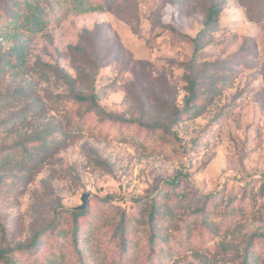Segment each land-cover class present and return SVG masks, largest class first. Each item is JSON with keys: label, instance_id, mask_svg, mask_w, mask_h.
Returning <instances> with one entry per match:
<instances>
[{"label": "rangeland", "instance_id": "rangeland-1", "mask_svg": "<svg viewBox=\"0 0 264 264\" xmlns=\"http://www.w3.org/2000/svg\"><path fill=\"white\" fill-rule=\"evenodd\" d=\"M17 1L0 0V264H264V0H40L34 32Z\"/></svg>", "mask_w": 264, "mask_h": 264}, {"label": "trees", "instance_id": "trees-1", "mask_svg": "<svg viewBox=\"0 0 264 264\" xmlns=\"http://www.w3.org/2000/svg\"><path fill=\"white\" fill-rule=\"evenodd\" d=\"M40 0H18L16 5V11L12 17V21H15L14 23L17 24L20 22V24H23L27 27V30H31L32 32L38 31L42 29L43 25L46 23V19H44V9L41 6ZM78 4H81L82 10L86 11H96L101 10L103 8L102 5H85V0H78ZM223 1H212L205 12V19L203 22L202 29L198 32L197 36L194 38L195 47L196 49L199 48L201 45L203 39L207 36L209 31H211L214 26H216L220 20V14L223 10ZM61 74V79L68 85V87L72 90H75L77 81L74 77L66 73L63 69H58ZM192 87L193 80L190 79ZM192 94L195 95V92L192 89ZM193 95V96H194ZM74 98L79 102H89L94 106H99L98 101L96 99V95L94 93L88 95L84 94L82 92H76L74 94ZM109 117L113 120H119V121H130L122 117H116L115 115L109 113ZM131 122V121H130ZM85 209V208H84ZM84 209H74L73 214L75 215V219L78 218V216L85 213ZM11 264H14L12 261Z\"/></svg>", "mask_w": 264, "mask_h": 264}, {"label": "water", "instance_id": "water-1", "mask_svg": "<svg viewBox=\"0 0 264 264\" xmlns=\"http://www.w3.org/2000/svg\"><path fill=\"white\" fill-rule=\"evenodd\" d=\"M89 196V194L88 193H84L83 195H82V204L81 205H79V206H77V207H75V209H84L86 206H87V197Z\"/></svg>", "mask_w": 264, "mask_h": 264}]
</instances>
